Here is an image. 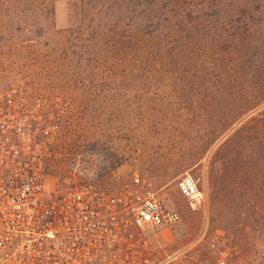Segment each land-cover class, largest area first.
Instances as JSON below:
<instances>
[{"label":"rangeland","instance_id":"rangeland-1","mask_svg":"<svg viewBox=\"0 0 264 264\" xmlns=\"http://www.w3.org/2000/svg\"><path fill=\"white\" fill-rule=\"evenodd\" d=\"M18 1L0 0V103L10 95L12 104L35 106L41 130L57 124L51 143L39 131L47 186L91 183L116 194L137 175L142 192L178 216L144 234L148 264H264V232L249 211L235 216L247 201L242 193L254 144L241 134L228 141L264 110L261 105L230 127L264 98V0H192L200 24L178 55L165 54L173 65L143 71L132 55L103 59V32L116 19L146 26L140 9L128 20L112 0H56L52 24L45 29L29 18L24 37L12 29L9 13L37 8ZM77 28L91 35L68 44L66 53L57 33ZM185 175L203 194L200 204L178 192Z\"/></svg>","mask_w":264,"mask_h":264},{"label":"built area","instance_id":"built-area-1","mask_svg":"<svg viewBox=\"0 0 264 264\" xmlns=\"http://www.w3.org/2000/svg\"><path fill=\"white\" fill-rule=\"evenodd\" d=\"M35 106L0 103V264H148L144 234L169 227L166 209L137 175L122 193L91 183L47 186L46 143L57 124L39 129ZM51 138V139H50ZM180 195L202 202L195 180L177 181Z\"/></svg>","mask_w":264,"mask_h":264},{"label":"trees","instance_id":"trees-1","mask_svg":"<svg viewBox=\"0 0 264 264\" xmlns=\"http://www.w3.org/2000/svg\"><path fill=\"white\" fill-rule=\"evenodd\" d=\"M56 0H48L39 2V0H19L17 4H22L25 7L34 6L37 8L36 12H30L28 9L21 11H14L9 13L10 23L12 29L14 26L17 36L23 35L24 37L30 34L28 25L29 18H34L38 25L43 28L52 24L54 9L53 4ZM122 2L119 5L117 2ZM196 1L192 0H112L113 7L118 10L125 11L128 20H132V16L137 9H140L138 15L146 14V26L123 24L120 20H115L112 26L103 32V40L107 39L103 48V59L111 55L117 57L122 55L123 59L130 58L137 60L139 65L137 68L141 71L146 69L156 68L166 70L169 66L173 65V61L165 59V54L179 52L180 43L186 39L190 32L196 30L200 24L198 21L202 15H199L195 5ZM4 4V3H2ZM195 5V6H194ZM32 18V19H33ZM189 27L184 30H172V24L184 26L189 24ZM145 26V27H144ZM179 28V27H177ZM46 29V28H45ZM145 29V30H144ZM41 30V29H40ZM26 32V33H25ZM83 33V35L81 34ZM88 34L83 32L82 28L69 29L66 32H59L57 35L62 39L63 47L67 52V46L72 45L75 39L86 42L89 37ZM91 35V34H90ZM78 42V41H77ZM69 44V45H68ZM65 52V51H64ZM153 58V61H149ZM159 62H155L156 60ZM148 64V65H147ZM160 65V67H158ZM193 68H197L194 66ZM174 69H177L175 67ZM261 105H264V98L252 103L250 107L245 108L236 117H234L230 127L237 123L241 118L250 112L254 111ZM245 135V137L254 144L251 153L248 154L249 160V181L247 188L242 194H245L247 201L242 206V209L235 215L236 217L242 211L247 210L253 214L252 219L258 223L259 229L257 232H264V110L258 112L255 116L249 118L245 123L233 133L232 138L238 135ZM248 164V163H246ZM172 181V180H171ZM261 205V207H260ZM229 220V219H228ZM226 226L230 221H226ZM226 228V227H225ZM227 229H223V232ZM256 232V230H255Z\"/></svg>","mask_w":264,"mask_h":264}]
</instances>
